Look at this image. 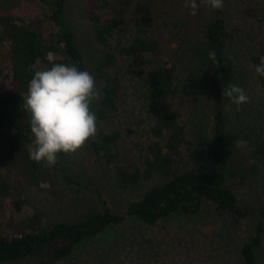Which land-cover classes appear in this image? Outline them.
Listing matches in <instances>:
<instances>
[{
  "label": "trees",
  "instance_id": "16d2710c",
  "mask_svg": "<svg viewBox=\"0 0 264 264\" xmlns=\"http://www.w3.org/2000/svg\"><path fill=\"white\" fill-rule=\"evenodd\" d=\"M41 1L49 12L47 23L52 26L49 40H44L37 23L0 13V205L1 209L16 213L28 204L30 189H37L57 206L81 187L60 164L59 159L71 154L61 153L59 162L52 167L29 157L34 137L30 116L21 105L35 70L56 62L89 71L69 20L71 0ZM225 3L226 0L224 7ZM111 7V0H80L81 13L101 49L95 65L97 78L103 84L94 112L99 133L91 147L99 166L112 170L117 188L134 193L135 197L123 214L105 207L103 211H90L83 219L59 221L49 227L45 226L43 211L36 208L21 221L23 231L10 236L0 230V264H15L45 253H50L53 262L65 261L86 240L123 225L128 219L153 226L177 214L196 215L205 204L212 205L217 212L253 221L254 232L243 244L241 257L245 264H259V252L264 245V208L259 213L244 208L222 172L228 118V100L223 92L229 84L237 85L235 77L248 78L260 86L264 108V77L258 76L253 67L264 57V45L251 51L238 50L230 42L224 7L216 10L208 6L199 34L184 40L177 52L189 53L186 66L190 69L184 70L176 55L167 58L152 38L150 14L133 21L104 16ZM261 12L264 21V9ZM254 16L260 17L257 13ZM5 50L12 71L10 80L1 61ZM210 52H215L214 60L209 57ZM244 55L246 63L239 61V56ZM246 66L250 69L249 77ZM111 71L124 74L136 84L138 105L129 106L121 101V79ZM205 78L214 101L215 129L209 153L212 167L195 169L189 164L196 156L199 139H208L209 126L199 123L191 127L174 108V101L188 95L186 89L190 85L192 95L200 100L205 90L199 86ZM112 112L120 115L128 137L138 139L134 140L135 145L147 153L143 168L132 171L118 165L121 131L101 127ZM251 157L264 164V134L253 144Z\"/></svg>",
  "mask_w": 264,
  "mask_h": 264
},
{
  "label": "rangeland",
  "instance_id": "374dc122",
  "mask_svg": "<svg viewBox=\"0 0 264 264\" xmlns=\"http://www.w3.org/2000/svg\"><path fill=\"white\" fill-rule=\"evenodd\" d=\"M111 2L112 7L104 12L106 17H121L126 21H133L144 14H150L151 35L159 43L163 54L167 58L176 55L184 70L190 69L186 66L189 53L186 51L179 55L177 52L184 40L199 34L201 22L208 14L207 4L197 0L199 11L196 16H192L189 9L184 7V0ZM263 9L264 0H226L223 17L226 20L230 42L237 45L241 52L264 45V21L261 12ZM0 13H10L37 23V29L44 40H49L52 26L47 23L49 12L41 0H0ZM256 13L260 17H255ZM69 20L72 21L79 44L85 53L89 72L95 77L97 88L101 91L103 84L95 73L101 49L95 43L91 28L81 13L80 0H71ZM6 54L5 50L1 61L10 80L12 71ZM239 57V61L246 63V55ZM248 72L250 69L246 66L245 73L249 77ZM110 73L121 79V101H126L129 106L138 105L136 84L130 82L122 73ZM235 79L237 85L245 89L250 102L238 107L227 99V137L224 145L226 163L222 172L240 204L251 212L259 213L264 208V164L252 159L251 151L257 137L264 134L262 91L253 80L244 77ZM190 86L186 89L188 95L174 101V108L180 111L182 120L188 122L191 127L198 126L199 123L209 126L208 139H199L196 156L189 166L195 169L211 168L212 157L209 153L213 149L212 136L215 129L214 101L210 99L211 86L206 78L201 80L199 88H204L205 93L198 101L192 95ZM98 99L91 103L93 112ZM121 122L120 115L112 112L101 124L102 128L121 131L118 165L132 171L143 168L147 153L135 145L134 140L138 142V139L128 137ZM97 127L99 133V126ZM97 135L90 138L74 154L59 159L61 167L77 180L81 187L67 195L57 206H53L37 189H30L27 194L28 204L21 213L9 208L1 209L0 205V230L10 236L23 231L21 221L36 208L43 211L46 227L59 221L83 219L90 211H103L105 207L116 213H125L135 194L118 189L112 170L104 169L97 163L91 147V141L96 139ZM238 139L246 141V147H238ZM253 232L252 220L238 218L228 212H217L212 205L205 204L196 215L177 214L153 226L128 219L123 225L86 240L65 261L53 262L50 253H45L15 264H245L241 249ZM259 264H264V245L259 252Z\"/></svg>",
  "mask_w": 264,
  "mask_h": 264
},
{
  "label": "clouds",
  "instance_id": "9594fccd",
  "mask_svg": "<svg viewBox=\"0 0 264 264\" xmlns=\"http://www.w3.org/2000/svg\"><path fill=\"white\" fill-rule=\"evenodd\" d=\"M212 9L224 7V0H201ZM189 14L199 11L197 0H184ZM209 57L215 59V52ZM51 67L35 70L28 83L21 109L29 114L32 146L29 157L36 163L55 166L61 153L74 154L86 141L98 133V117L91 110V103L98 99L100 90L95 77L87 70H79L69 63L51 62ZM255 73L264 77V57L254 65ZM223 96L238 107L250 102L242 87L229 84ZM244 140L237 141L238 147H246Z\"/></svg>",
  "mask_w": 264,
  "mask_h": 264
}]
</instances>
